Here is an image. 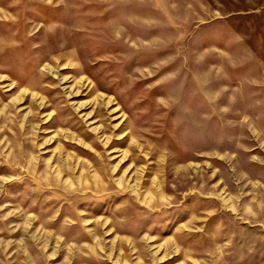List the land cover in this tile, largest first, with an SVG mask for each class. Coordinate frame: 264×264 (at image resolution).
I'll return each mask as SVG.
<instances>
[{
	"label": "rangeland",
	"instance_id": "rangeland-1",
	"mask_svg": "<svg viewBox=\"0 0 264 264\" xmlns=\"http://www.w3.org/2000/svg\"><path fill=\"white\" fill-rule=\"evenodd\" d=\"M0 264H264V0H0Z\"/></svg>",
	"mask_w": 264,
	"mask_h": 264
}]
</instances>
